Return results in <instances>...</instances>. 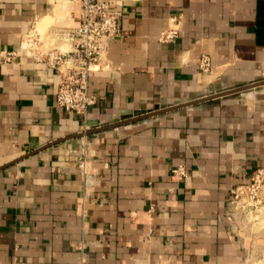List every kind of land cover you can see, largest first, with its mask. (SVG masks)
Returning <instances> with one entry per match:
<instances>
[{"label":"crops","instance_id":"crops-1","mask_svg":"<svg viewBox=\"0 0 264 264\" xmlns=\"http://www.w3.org/2000/svg\"><path fill=\"white\" fill-rule=\"evenodd\" d=\"M107 1L121 32L90 73L87 115L56 104L53 67L0 57V264H79L82 242L89 264H243L264 236L231 223L228 197L264 167V85L190 103L264 81V0ZM173 17L178 37L162 40ZM79 22L71 0H0V51L34 28L69 48Z\"/></svg>","mask_w":264,"mask_h":264},{"label":"built area","instance_id":"built-area-1","mask_svg":"<svg viewBox=\"0 0 264 264\" xmlns=\"http://www.w3.org/2000/svg\"><path fill=\"white\" fill-rule=\"evenodd\" d=\"M71 1L80 5V22L64 38L69 48H44L42 37L34 28L33 32L26 36L21 49H3L0 51V57L3 62L12 63L22 54H30L53 67L59 74L56 104L68 113L87 115L89 108L97 102V96L90 91V73L98 65L109 41L120 35L123 13L107 0ZM179 24V18H171L169 26L161 33L160 38L174 41L178 37ZM200 67L203 71H207L210 68L209 59H204ZM88 167L87 151L82 148L77 170L84 179L89 177ZM173 173L179 178L189 176L186 168L181 165L173 169ZM262 209H264V167L257 169L249 182L236 184L231 188L227 214L231 223L238 226L237 211L246 215ZM82 215L86 220V211L83 210ZM78 247L79 264H89L84 242Z\"/></svg>","mask_w":264,"mask_h":264},{"label":"rangeland","instance_id":"rangeland-1","mask_svg":"<svg viewBox=\"0 0 264 264\" xmlns=\"http://www.w3.org/2000/svg\"><path fill=\"white\" fill-rule=\"evenodd\" d=\"M40 36L45 42L44 47H49L50 43L54 41L46 30ZM237 224V227L240 228L242 232L248 231L253 235L264 236V209L258 212L253 211L246 215L237 211ZM243 264H264V240L259 241L255 247L250 246L249 249H245Z\"/></svg>","mask_w":264,"mask_h":264},{"label":"water","instance_id":"water-1","mask_svg":"<svg viewBox=\"0 0 264 264\" xmlns=\"http://www.w3.org/2000/svg\"><path fill=\"white\" fill-rule=\"evenodd\" d=\"M258 85H264V81H260V82H257V83H254V84H251V85H246V86H242V87H239V88H236V89H233L231 91H228V92H225V93H221V94H218V95H212V96H206V97H202V98H199L197 100H194L192 101L190 104H194V103H198V102H201V101H205V100H209V99H212L214 97H217V96H223V95H227V94H231V93H235V92H239V91H244V90H247V89H250L252 87H255V86H258ZM183 105H176V106H171V107H159L157 106L154 110H136V111H133L132 113H129L126 115H124L123 118H133V117H148V116H152V115H156V114H160V113H164V112H168V111H172V110H175L179 107H181Z\"/></svg>","mask_w":264,"mask_h":264}]
</instances>
